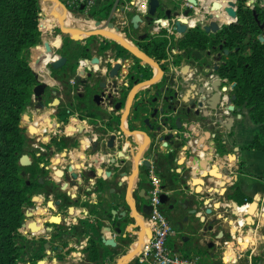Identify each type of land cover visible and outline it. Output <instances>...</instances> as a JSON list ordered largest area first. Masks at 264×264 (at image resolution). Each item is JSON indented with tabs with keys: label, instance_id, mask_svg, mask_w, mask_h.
I'll return each mask as SVG.
<instances>
[{
	"label": "flooded vegetation",
	"instance_id": "af4514ba",
	"mask_svg": "<svg viewBox=\"0 0 264 264\" xmlns=\"http://www.w3.org/2000/svg\"><path fill=\"white\" fill-rule=\"evenodd\" d=\"M68 1L61 0L68 14L94 26V30L104 28L113 14V28H105L120 34L152 62L135 55L117 42L118 38L114 41L92 36L76 41L61 30L54 36L60 35L61 45L51 50L57 52L56 58H65L66 63L56 70L49 63L48 82L38 84L46 85L41 94L51 100L38 103L39 111L44 114L39 123H33L26 131L27 164L22 176L28 189V202L19 231L22 235L19 264H62L68 257L75 260L81 244L80 194L83 191L90 197L109 184L112 166L116 168L109 147L111 137L124 133L123 122H128L127 133L139 132L131 123L140 121L142 109L151 108V116L162 108L163 119L167 118V123L175 127L178 116L173 109L182 103V114L188 111L189 99H185L184 93L193 86L199 89L211 85L229 90L233 84L221 77V69L231 55L234 62L239 58L237 47L233 51L225 48L223 24H219L216 11H211L212 5L203 12L201 20L193 19L199 0L196 6L188 0H161L153 17L148 15L149 0L145 11L139 0H119L114 12L116 0H94L89 9L85 4L70 6ZM136 15L141 18L137 24L132 22ZM212 22L220 30L208 32L206 28ZM177 23L186 26L183 34L178 32ZM190 33L197 35L200 49L188 54L179 42ZM158 38L168 41L163 59L145 52V46ZM55 101H58L56 105ZM217 102L218 96L213 99L214 105ZM236 109L235 105L230 114L234 118L238 114ZM221 113L218 108L219 123L213 131L218 149L223 146L218 132L224 129ZM232 132L233 129L230 136ZM82 150L86 161L80 168L77 155ZM121 152L120 163L116 164L120 165L118 170L124 171L122 163L126 154ZM110 215L104 208L96 218L94 211L88 210L83 264L100 263V255L99 260L92 261L90 252L94 244L97 246L98 236L107 232L109 225L105 222L110 221Z\"/></svg>",
	"mask_w": 264,
	"mask_h": 264
},
{
	"label": "crops",
	"instance_id": "0c3cea01",
	"mask_svg": "<svg viewBox=\"0 0 264 264\" xmlns=\"http://www.w3.org/2000/svg\"><path fill=\"white\" fill-rule=\"evenodd\" d=\"M43 1L42 12L51 29L59 26L58 18L63 15L65 23L68 20L66 16L71 17L72 29H95L94 26L69 15L61 5L55 4L54 0ZM107 30L110 31L107 28L103 31ZM109 38L114 40L116 36ZM48 43L51 48L58 49L61 37H52ZM54 59L47 56L41 66L42 73L46 70L45 62L49 63ZM45 79L48 82L47 77ZM38 80L43 82L39 78ZM206 88L209 89V86ZM206 88L198 89L193 86L184 93V97L190 102ZM217 96L216 105L213 103L216 95H206L207 102L212 106L219 104V111L225 112L230 108L227 95H224L221 101L219 94ZM181 105L182 103H178L179 109ZM238 109L241 111L235 118L230 114L223 116L224 129L218 131L223 146L219 149L214 140L215 128L209 130L204 126L190 124L180 111L176 114L183 118L184 128L180 139H170L169 148L165 149L160 147L164 146V143L151 145V136H148V131L141 121L131 124L136 127L138 133L146 137L135 134L137 132L130 135L126 132L128 122H123L124 133L116 135L113 143L116 149L112 150V156L120 163L122 157L117 147L124 143L132 144V147L123 149L126 154L124 158L131 161L126 168L128 177H117L118 169L112 166L111 179L102 192L86 197L82 191L78 215L81 221V244L78 247L80 253H77L75 260L68 257L62 264H83L82 247L86 243L84 231L89 209L94 211L96 218L104 208L111 213L110 221L105 222L109 225L107 232L101 233L97 239L101 257L98 264H107L112 260L113 253L119 254L122 251L125 254L128 247L118 250V245V248L111 247L102 239H115L117 244L121 243L119 236L111 230L113 218L117 216L120 219L128 215L135 218L126 217V220L118 223V227L125 228L129 223H137L142 218L138 206L141 202L139 196L142 190H146L144 196H149V191L154 186H158L170 199L167 205H162V210L175 231L167 242L173 253L190 260L199 259L201 264H264V153L256 149H244L253 142L260 128L254 125L246 108ZM155 122L152 123L159 124L158 121ZM232 129L233 136H230ZM188 137L193 138L190 147L186 146ZM133 152L136 153L134 158L131 157ZM77 156L78 167L82 168L86 161L84 150ZM143 161L150 163L149 171L148 167H139ZM121 182L125 186L120 187ZM120 195L123 196L121 201L118 200ZM171 206L174 208L171 209ZM144 219L143 227L146 229L148 216ZM137 244L141 245L140 242ZM144 247H141L142 250ZM122 256L124 255L118 256L117 259ZM136 264H140L139 259Z\"/></svg>",
	"mask_w": 264,
	"mask_h": 264
},
{
	"label": "trees",
	"instance_id": "16d2710c",
	"mask_svg": "<svg viewBox=\"0 0 264 264\" xmlns=\"http://www.w3.org/2000/svg\"><path fill=\"white\" fill-rule=\"evenodd\" d=\"M233 1L237 6V22L225 26L222 34L225 48L233 51L237 47L239 58L234 62L230 56L221 69V77L229 84H236L232 92L236 96L234 104L249 109L250 119L261 130L244 149L264 153V43L259 39L264 31L261 28L264 10L247 7L249 0ZM214 2L220 5L217 12L231 20L230 0ZM50 29L40 0H0V264L22 261L19 231L25 220L28 189L22 176L25 168L20 165L26 145V130L21 120L32 105L34 88L39 85L34 72L39 68L33 67L31 50ZM197 38L195 33H190L179 45L189 54L200 49ZM167 43L166 39H155L145 46V52L163 59ZM245 47L250 51L246 56ZM90 260H99L95 244Z\"/></svg>",
	"mask_w": 264,
	"mask_h": 264
},
{
	"label": "water",
	"instance_id": "95a60500",
	"mask_svg": "<svg viewBox=\"0 0 264 264\" xmlns=\"http://www.w3.org/2000/svg\"><path fill=\"white\" fill-rule=\"evenodd\" d=\"M190 3H192L193 5H198L197 0H188ZM119 0H116V3L114 5V10L115 11L117 5H118ZM231 2V1H230ZM54 3L57 5H61L63 7V9L67 12V10L65 9L64 5L62 4L61 0H54ZM232 4V8L229 10V13L233 16V19H235V21H232L229 24H234L237 22V7H236V2H231ZM161 5V0H149L148 3V8H149V12L148 15L150 16H154L156 14L157 9L160 7ZM220 9V5L217 2H214L212 4L211 7V11H218ZM68 13V12H67ZM70 15V14H69ZM210 17H213V15L211 14ZM113 18V14L112 16L107 20V22L104 24V26L109 27L110 29L113 28V24L111 23V20ZM64 16L59 17L58 21H59V27L61 30V33H63L64 35H69L70 38L72 40H79V39H83L86 37H92V36H101V37H107L103 32L105 27L99 30H94L91 29L90 31H86L85 29H72L70 26L66 25L65 21H64ZM141 21L140 16L136 15L134 16V18L132 19V22L137 24L138 22ZM101 23H97V25L99 26ZM191 26L193 27L194 25L191 24ZM137 27V26H136ZM177 29L178 32L180 34H183L186 31V26L181 25L180 23H177ZM261 28L264 29V26H262ZM206 30L208 32H210V30H213L214 32L220 30V26L216 23V22H212L211 27L206 28ZM57 37H60V35H57ZM112 39V38H111ZM116 41V40H114ZM118 42V41H117ZM261 42H263V39H261ZM45 50H46V54L50 53L51 47L49 45L48 42H46L44 44ZM130 51H132L135 55H137L138 57L146 60V61H151L146 55H144L143 53L139 52L138 49H136L135 47L132 49H129ZM228 53V52H227ZM41 57L43 58L44 55L41 54ZM96 62V61H94ZM152 62V61H151ZM66 63V59L63 57H58L56 59H54L51 63L50 66L53 69H59L60 67H62L64 64ZM36 77L38 79V74L37 72L34 70ZM39 81V80H38ZM235 84L232 85V87L228 90V88H224V90H221L220 87L219 88H214V86H209V89H206L203 92H199L196 95V98L192 99L190 102H188V111L186 114H183L186 121H188L190 124H195V125H200L201 127H206L209 130H213L216 126V123L218 122V114H217V109L219 108V104L217 106H212L211 104H209L207 102V97L206 95H218L219 94V99L220 101L224 99V95H227V102L229 105V109H226L225 111L228 112V114L233 113L235 106L233 104V102L236 100V96L231 95L232 90L234 89ZM44 89V84H39L38 86H36L34 88V94L36 96L41 95V93L43 92ZM217 90H219V93L217 92ZM209 91V92H207ZM205 97H202L204 96ZM176 97H178V95L176 94ZM58 101H55V105L57 104ZM178 107V106H177ZM175 111V116L176 114L181 110L179 108H174L173 109ZM151 108L145 107L144 109H142V112L140 114V121L144 124V126L146 127L147 131H148V136H151V145H155L156 143L159 144H163L164 146H160L161 148L165 149L168 145V142L170 139H175L178 138L180 139V133L182 132L184 126H183V122H182V117H177L176 118V126L175 127H171L170 124L167 123L168 119H163V113L164 110L162 108L155 110L154 113L149 116V113L151 112ZM236 111L239 113L241 110L240 109H236ZM182 113V112H181ZM225 115V113L222 111L221 113V118H223V116ZM149 116V117H147ZM155 119V120H154ZM155 121H158L159 124L155 125L152 122L156 123ZM219 123V122H218ZM222 128H224L223 125H221ZM168 129V130H167ZM167 131H169V135H167ZM134 133H130V135H132ZM137 135H143L142 133H135ZM144 137H146V135H143ZM116 136L113 135L111 137L112 143L110 144V149L114 150L116 149V146L113 144L114 140H115ZM184 141H182L183 144ZM157 146V145H155ZM127 147H132V144L129 143L128 145H126V143L124 144H120V146L117 147V150L120 151H125L123 149H127ZM122 154V152L120 153ZM136 156V153L133 152L131 157L134 158ZM117 160L113 159V165H116L117 169H120L119 166L117 165ZM27 164V156L23 155L20 158V165L22 167H25ZM124 167L123 170H118L117 173V177L122 178H127V172H126V168L128 167L129 164H131L130 159H124L123 163ZM142 166L144 168L148 167V170H150V163L148 161H143ZM122 169V168H121ZM24 175V173L22 174ZM188 177V176H187ZM119 184V183H118ZM125 186L124 183H120V187ZM146 193V190H142V194L139 196V199L141 200L140 204L138 205L140 210V216L142 218H140L137 223H129L126 225L125 228L123 227H118V223L122 220H126V217L131 218L132 216L128 215L125 216L124 218H118L117 216H115L112 220L111 223V230L114 231L118 236H119V240L121 241L120 244H117L115 242V239H109V240H105L104 237L102 239V241L106 244V245H110L111 247H116L121 250L123 247H128L130 250L126 251L124 256H122L121 258H118L117 260H115L116 264H131L135 258L136 255H140L142 253V249H140V246L137 244V242H141L144 243L145 237L150 238L152 233L151 230L146 227V229H144L143 224L145 223V217L149 216L151 211H152V207L149 205V196L146 195L144 196V194ZM118 200H123V196L120 195L118 196ZM160 201L162 203V205H167L170 201L169 197L166 196L164 193H162L160 195ZM174 206H171V209H173ZM139 218V217H138ZM131 219H135V218H131ZM135 240V241H133ZM118 245V246H117Z\"/></svg>",
	"mask_w": 264,
	"mask_h": 264
},
{
	"label": "built area",
	"instance_id": "2783aa9c",
	"mask_svg": "<svg viewBox=\"0 0 264 264\" xmlns=\"http://www.w3.org/2000/svg\"><path fill=\"white\" fill-rule=\"evenodd\" d=\"M147 0L139 5L145 11ZM70 6L85 4L87 9L94 5V0H69ZM228 114L227 111L224 112ZM193 138L188 137L186 146L192 145ZM192 152V150H190ZM162 194L158 186H154L149 191V205L152 211L147 219V227L151 230V237L147 239V243L139 255L140 264H201L199 259H186L179 254L173 253L167 246L170 237L175 234L174 228L168 217L162 210L160 195Z\"/></svg>",
	"mask_w": 264,
	"mask_h": 264
},
{
	"label": "rangeland",
	"instance_id": "374dc122",
	"mask_svg": "<svg viewBox=\"0 0 264 264\" xmlns=\"http://www.w3.org/2000/svg\"><path fill=\"white\" fill-rule=\"evenodd\" d=\"M41 1L42 0H40V4H42ZM140 1L142 2L143 0H140ZM230 1L233 2V0H230ZM213 2H214V0H211L210 2L204 4V2L202 0H199L200 5L195 8V13L196 14L193 16V19L194 20H201L203 14H204L203 12L205 10L206 11H209V7H210V5H212ZM246 6L249 7V8H251V9H253V10L255 8H259V9H263L264 10V0H249ZM231 8H232V4H231L230 9ZM215 16H218L220 18L222 15L216 11V15ZM230 16H231V20H230L229 23H231L232 21H235V19H233V16L231 14H230ZM219 24H221V23H219ZM229 25H231V24L223 25V28L225 26H229ZM59 32H60V27L59 26L52 28L48 33H46V34L43 35V38H42L41 43L38 46L34 47L31 50V57H32L31 59H32L33 67L34 68L36 67V69L37 68L40 69V70L37 69L38 70L37 71V74H38V78L40 79V81L46 82V79L45 78L47 77V79H48V75H47L46 72H47V69L50 70L48 68L50 62L49 63L48 62H45L46 70L43 73H42V70H41V66H42L43 62L46 60L47 56H50L52 59H54L58 55L57 52H55V51H51L50 53L46 54L44 44L46 42H49L50 39L52 37H54L56 34H58ZM259 39L260 40L263 39V43H264V31L259 36ZM113 45L116 46L115 43ZM249 53H250L249 48L248 47H245V49H244V55L246 56ZM41 54L44 55L43 58L41 57ZM50 82L53 83V81H50ZM45 88H46V85H44V89ZM44 100L47 102V101H50L51 99L50 98H47L46 96H44V94H41L39 96H36L34 94V92H33L32 105H31V107H29L26 110V112L24 113V115L22 117V120H21V126L24 129H26V131L28 130L29 127H31V125L33 123H36V122L39 123L40 122V118L42 117V115L44 113H43V111H39L38 103L43 102ZM246 110H248V112H249V109L246 108ZM260 133H261V130L258 129L257 132H256V134H260ZM129 250L130 249L128 248L127 251H129ZM117 254L118 253H113L112 254V260L111 261L109 260L107 264H115V260L117 259V257L120 256V255H124V253H122V251L119 252L118 255ZM138 257H139V255H136V259L131 264H136V261H137ZM103 264H106V262H104Z\"/></svg>",
	"mask_w": 264,
	"mask_h": 264
},
{
	"label": "bare ground",
	"instance_id": "6f19581e",
	"mask_svg": "<svg viewBox=\"0 0 264 264\" xmlns=\"http://www.w3.org/2000/svg\"><path fill=\"white\" fill-rule=\"evenodd\" d=\"M203 2H204V4L205 3H208V2H210L211 0H202ZM41 8H42V11H43V7H44V1L42 0L41 1ZM64 16V15H63ZM66 18L68 19L67 20V22H66V25H68V26H70L71 28H72V22L70 23V16H66ZM219 22L221 23V24H223V25H228L229 24V22H230V19H226L224 16H221L220 17V20H219ZM192 25H194L193 23H192ZM89 27V26H88ZM78 28V27H77ZM80 29V28H79ZM89 29V28H88ZM98 30V29H97ZM102 32V31H101ZM103 33L105 34V35H107V36H109V37H113V36H116V39H117V41L119 42V43H121L122 45H124L126 48H128V49H132L133 48V46L126 40V39H124L120 34H116V33H114V32H112V31H103ZM147 237H145V240H144V243H141L140 242V248L142 247H144V245L147 243ZM139 243V242H138ZM141 248V249H142Z\"/></svg>",
	"mask_w": 264,
	"mask_h": 264
}]
</instances>
